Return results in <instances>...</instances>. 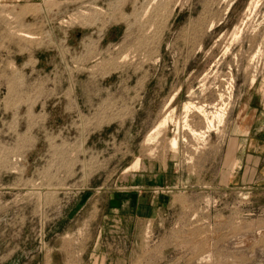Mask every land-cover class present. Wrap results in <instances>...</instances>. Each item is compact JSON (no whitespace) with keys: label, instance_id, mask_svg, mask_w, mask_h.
Instances as JSON below:
<instances>
[{"label":"rangeland","instance_id":"obj_1","mask_svg":"<svg viewBox=\"0 0 264 264\" xmlns=\"http://www.w3.org/2000/svg\"><path fill=\"white\" fill-rule=\"evenodd\" d=\"M262 97L264 0H0V264H264Z\"/></svg>","mask_w":264,"mask_h":264},{"label":"crops","instance_id":"obj_2","mask_svg":"<svg viewBox=\"0 0 264 264\" xmlns=\"http://www.w3.org/2000/svg\"><path fill=\"white\" fill-rule=\"evenodd\" d=\"M261 104L264 101L262 97ZM246 115L244 122L248 124V130L241 135L243 140V146L245 147L242 152V159L245 164L242 170L253 169L256 173H260L259 177L253 179H246L243 184L248 185H260L259 182L264 183V107L258 110V105L247 103ZM253 106V107H252ZM248 114V115H247ZM248 163L252 164L250 167ZM238 170H240V165ZM55 248H51V251ZM54 258L55 256L52 255ZM48 264H55L54 260Z\"/></svg>","mask_w":264,"mask_h":264},{"label":"bare ground","instance_id":"obj_3","mask_svg":"<svg viewBox=\"0 0 264 264\" xmlns=\"http://www.w3.org/2000/svg\"><path fill=\"white\" fill-rule=\"evenodd\" d=\"M190 108V107H189ZM187 109V111L189 110L188 108H186ZM212 124H211V121H208V128L211 126ZM171 147H172V149H174L175 147H176V139H173L172 140V142H171ZM176 149H177V147H176ZM174 151V150H173ZM176 151V150H175Z\"/></svg>","mask_w":264,"mask_h":264}]
</instances>
